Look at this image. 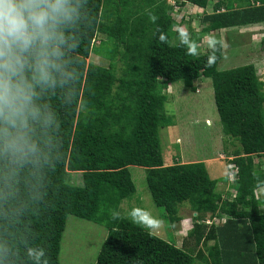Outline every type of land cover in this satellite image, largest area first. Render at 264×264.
Segmentation results:
<instances>
[{
  "label": "trees",
  "instance_id": "16d2710c",
  "mask_svg": "<svg viewBox=\"0 0 264 264\" xmlns=\"http://www.w3.org/2000/svg\"><path fill=\"white\" fill-rule=\"evenodd\" d=\"M211 1L91 0L98 22L79 49L84 61L80 95L64 118L63 159L52 173L45 203L27 220L49 264H60L68 215L108 228L96 264H264V193L257 194L264 188V168L261 159L256 161L264 157V81L253 63L218 70L221 41L214 51L199 48L203 33L264 23V0H214L212 11L202 16L201 34H188L197 45L196 54L189 55L173 11L191 4L205 12ZM161 33L166 43L159 42ZM92 53L108 66L89 64ZM209 55L215 56L210 67ZM205 78L212 81L225 138L236 146L227 154L236 170L232 199L218 190L227 175L212 178L204 161L166 164L163 156L160 130L173 124L165 89L181 80L198 91L196 81L205 83ZM131 166L145 169L150 195L173 226L183 220L181 208L189 205L194 224L181 245L123 214L122 203L136 193ZM73 173H80V183L72 180ZM208 218L225 221L206 224Z\"/></svg>",
  "mask_w": 264,
  "mask_h": 264
},
{
  "label": "clouds",
  "instance_id": "9594fccd",
  "mask_svg": "<svg viewBox=\"0 0 264 264\" xmlns=\"http://www.w3.org/2000/svg\"><path fill=\"white\" fill-rule=\"evenodd\" d=\"M149 19L155 23L156 17ZM97 22L91 0H0V264H49L27 220L45 203L52 173L63 159L64 118L80 95L79 49ZM178 35L195 55L197 45L189 35L183 30ZM158 40L166 43L165 35ZM206 43L215 50L216 39L208 37ZM214 61L209 55L207 66ZM127 216L149 231L161 226L139 208Z\"/></svg>",
  "mask_w": 264,
  "mask_h": 264
},
{
  "label": "rangeland",
  "instance_id": "374dc122",
  "mask_svg": "<svg viewBox=\"0 0 264 264\" xmlns=\"http://www.w3.org/2000/svg\"><path fill=\"white\" fill-rule=\"evenodd\" d=\"M213 3L214 0L205 12L202 8L191 4L177 7L172 17L180 23L181 30L187 34L191 31L201 34L202 16L212 11ZM261 26L263 27L261 30L255 29ZM263 31L264 23L217 30L210 34L203 33L200 35L199 48L201 51L208 49L206 43L208 37L221 41L223 55L218 63V70L253 63L257 74L264 81ZM88 63L108 66V62L99 53H92ZM120 66L121 63L117 62V67ZM195 86L198 91L187 89L183 81L179 80L165 89L170 98L166 103V110L173 119V124L160 130L164 160L166 164L176 161L182 163L204 161L212 178L228 176L227 181H219L218 190L224 191L226 196L232 198L235 194V189L231 187L235 178V167L228 164V158L231 157L227 154L232 153L236 146L231 143L232 140L226 139L223 133L214 102L211 79L205 78V83L197 80ZM259 159L264 168V157H257L256 161ZM232 168L234 171L230 172ZM130 171L136 185V193L133 199L122 203L123 214L127 216V211L133 207L151 213L161 221V226L150 232L170 242L176 240L177 245H181L182 239L186 236L183 235L184 231L187 230L186 228H191L194 223V213L189 205L184 203L185 206L180 211L183 220L176 224L178 227L173 226L166 217L164 209L156 206L150 195L146 185L145 169L131 166ZM72 176L74 182L80 183V173H73ZM262 193L264 188L258 189L257 194L262 195ZM107 235L108 228L105 225L68 215L61 240L60 264H96L100 248ZM198 249L199 247H195L193 254H196ZM199 261L197 259L196 263Z\"/></svg>",
  "mask_w": 264,
  "mask_h": 264
},
{
  "label": "crops",
  "instance_id": "0c3cea01",
  "mask_svg": "<svg viewBox=\"0 0 264 264\" xmlns=\"http://www.w3.org/2000/svg\"><path fill=\"white\" fill-rule=\"evenodd\" d=\"M259 27H256L255 29H257V30H261V29H258ZM260 32V31H259ZM261 33V32H260ZM260 33H258V34H260ZM262 34H264V31L262 32ZM256 35V34H255ZM263 42H264V38H263Z\"/></svg>",
  "mask_w": 264,
  "mask_h": 264
}]
</instances>
